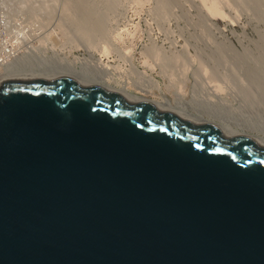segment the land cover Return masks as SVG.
Returning <instances> with one entry per match:
<instances>
[{
	"label": "water",
	"instance_id": "1",
	"mask_svg": "<svg viewBox=\"0 0 264 264\" xmlns=\"http://www.w3.org/2000/svg\"><path fill=\"white\" fill-rule=\"evenodd\" d=\"M0 264H264V129L113 77H0Z\"/></svg>",
	"mask_w": 264,
	"mask_h": 264
},
{
	"label": "rangeland",
	"instance_id": "2",
	"mask_svg": "<svg viewBox=\"0 0 264 264\" xmlns=\"http://www.w3.org/2000/svg\"><path fill=\"white\" fill-rule=\"evenodd\" d=\"M7 1L8 4H12V6L15 5L14 7L10 6V9L12 8V11L9 10L10 15L12 14L11 17L19 16L25 18L29 21V24L42 23L45 21L53 24L57 21L61 25L60 29L56 28L59 34L56 42L58 41V45L63 47L59 56L61 54V56L66 55L67 58H72V56H70L71 52L74 54L84 53L83 50L77 51V49L73 48V46L77 44L76 39H78L73 33L77 27L73 25V21L69 19L70 17H68V14L72 16L76 8L72 6L71 12L65 13L64 10L71 9V7L68 8L67 4H65L66 0ZM83 1L101 14L100 18L104 24V37L100 39L112 40L113 42L116 41V43H114L115 47L119 48L122 54L126 51L125 54H127V56L131 55V58L134 57L132 61L137 64L139 68H143L142 66L140 67L142 63H139V61L143 62V59L146 60L145 56H148L149 53L150 57L152 59L154 58L153 62L158 60L156 61L158 64H164L163 62H166L165 64L176 63L185 66L183 68L176 65L177 68H179L175 71L173 70L176 69V66L174 69L172 68L173 70L167 67L169 72L175 74L170 76L173 77V81L176 83H174L176 87L171 88L172 91H176V89L180 88L182 92H185V97H188L190 100L191 91L198 87V85L195 84L193 73L203 72L204 74L202 77L205 81H208L213 75L215 81H217L216 84L220 83L223 87V90L217 93L219 100L217 102L211 101L209 104H217L220 110L233 113L240 109L235 107L241 103L246 110H255L254 112L251 111V117L258 122L261 117H264V114L258 112V109L261 108L260 105H252L258 103L250 104V95L246 89L251 87V83L243 72L242 63L239 61L240 57L254 55L253 41L256 38L258 27L261 28L263 25L262 21L256 18V14L248 4H239L236 0H220V10L226 15L229 14L226 16V18L229 16L228 19H230V16H233L234 19L231 17V20L236 24L232 28H224L223 25H221L224 16L222 14V16L220 14H210L207 11L208 9L206 10L207 7H203L204 4L202 0L170 1L166 4L167 6L165 5L166 7L161 5L160 0ZM227 4L230 6L229 8L232 10V13H228ZM202 12H207L216 24H213L210 20H207L210 21L207 22L202 17ZM124 23H127L125 24L126 26ZM218 27H223L224 31L220 32ZM117 30L118 32L120 30V34H117L113 40V36L116 34ZM65 31H68V33L65 34ZM98 38L99 37L96 36L95 39ZM151 38L153 39L151 40ZM36 39L37 38H33V40ZM97 42L98 40H96V43ZM64 43H66V45ZM40 44L43 48H46L45 43L41 42ZM150 45L154 47L157 46L158 48H151L152 51L150 50V52L147 53L148 55H144L141 50L147 46L150 48ZM128 49L130 51H128ZM93 53H95V56H98L97 52L94 51ZM122 54L119 55V53L117 54L115 51H112V53L110 52L108 54V59H111L113 64L119 61L123 63V60L120 58ZM152 54H155L154 57H152ZM169 56H172V58ZM175 56L177 57V59H175L176 61H174ZM101 57L104 61L107 60L105 56ZM162 57H167L166 61L165 58L163 59ZM151 58H147L148 61H152ZM145 69L153 77L158 78L161 82L163 81L162 78H160L162 76L159 77V75H161V71L159 70L161 67L152 66L148 68L145 66ZM185 70L187 72H185ZM208 83L210 85V82ZM199 90L200 88L197 91ZM194 99L193 102L196 101V98ZM253 100L257 101V96L254 97ZM198 101L207 103L203 99Z\"/></svg>",
	"mask_w": 264,
	"mask_h": 264
},
{
	"label": "bare ground",
	"instance_id": "3",
	"mask_svg": "<svg viewBox=\"0 0 264 264\" xmlns=\"http://www.w3.org/2000/svg\"><path fill=\"white\" fill-rule=\"evenodd\" d=\"M160 1H161V5L163 7H166L167 6L166 4H168L170 1H176V0H160ZM202 1L204 4L203 7L206 6L207 7V8L205 7L206 10L208 9L207 11L210 14L213 15L222 14L224 16L223 18L224 20L221 23V25H223L224 28H232L233 26L236 25L234 21L231 20V17L233 16H230V19H228L229 16L228 18H226V16L229 14L226 15L222 10H220L221 9V7L219 8L220 0H202ZM236 1L239 4H248L249 7L252 9V11L256 14V18H258L263 23L261 28L258 27L256 38L253 41V48L255 51L254 55L240 57L239 61L242 63V67L244 70L243 72L245 73L248 81L251 83V87L246 89L250 95V100H249L250 104L258 103L252 105L253 106L260 105L261 108L258 109V112L264 114V0H236ZM65 4H67L68 8L71 7V9L70 8L67 10L63 9L65 13H70L72 10V6L76 8L72 16H69L70 14H68V17H70L69 19L73 21V25L77 27L76 30L73 31V33L78 37V39H76L77 41L75 40L77 44L73 46V48L77 49V51L78 50L84 51V53H79V54H74L71 52L70 56H72V58L70 57L67 58L66 55L61 56V54L59 56V53L62 52L61 49L63 47L58 45V41L56 42V39L59 37L56 28L60 29L61 27V25L57 21H55V23L53 24H50V22L48 21L42 23L29 24L28 23L29 21L25 18H21L19 16L17 17L14 16L15 18L11 17L12 14L10 15L9 10L12 9V8L10 9V6H12V4H8L7 0H0V77L8 68L16 65H25V66H31L37 68L62 66L74 70H79L95 76L117 78L126 83L134 85L138 88L153 89L157 91L162 97L169 100L182 101L197 111L203 113H211V114H222L241 124L249 125V126H257L264 129V117H261L258 122L257 120L251 117V111L254 112L255 110L254 109H251V111L246 110L241 103H239V105L235 107L240 109L233 113L220 110V108L217 107V104H214L215 106L209 104L211 103V101L217 102L219 100L217 93L223 90V87L220 85V83L216 84L217 81H215L213 75H212L213 78L211 77L208 81H205L202 77L204 74L203 72L193 73L195 84L198 85V87H196V89H193V91H191L190 100H189L188 97H185L186 95L185 92H182L180 88L178 89L175 88L176 91L171 90V88L176 87L175 86L176 83L175 81H173L174 80L173 77H170L174 73L169 72V69L172 68L174 69L175 66L178 64L176 63L165 64L166 62H163L164 64L162 63L158 64L156 63V61L158 60L153 62L154 58L152 59L150 57L149 52L151 48L154 49L158 48L157 46L154 47L150 45L151 46L150 48L147 46L141 50V52L144 53V55L147 53H149V55L147 54L148 56H145L146 60L143 59L144 63L142 61L141 62L139 61V63H142L140 67L141 66L143 67V68H139L137 64L133 63L132 61L134 57L131 58L132 57L131 55L127 56V54H125L126 51H124L122 54V51L119 48L115 47L114 43H116V41L113 42L112 40L109 41L106 39H100L104 37L103 35L104 24L102 23V20L100 18L101 16L100 12L94 10L93 7L90 6L89 4H85L83 0H66ZM226 6L228 8L227 10L228 13H232V10L229 8L230 6L228 4ZM202 17L206 21L210 20L213 24H216V22L213 21V19L211 18V16H209V14H207V12L206 13L202 12ZM232 19H234V17ZM125 24L127 23H124V25ZM223 27H218L220 32L224 31ZM119 32L117 30L116 34H114L113 36V40L114 37L117 36V34H120ZM64 33L66 34L68 33V31H65ZM96 36L99 38L95 39ZM33 38H37V39L33 40ZM152 39L153 38H151V40ZM96 40H98L97 43ZM41 42L45 43L46 48H43V46H41L40 44ZM64 44L66 45V43ZM130 50L128 49V51ZM94 51L98 53V56H95V53H93ZM112 51H115L117 54L119 53V55L122 54L120 58L121 60H123V63H121V61H119L120 63L117 61L118 63L113 64L111 62V59L110 60L108 59L109 58L108 54L110 52L112 53ZM152 55H153L152 57H154L155 54ZM101 56H105L107 60L104 61ZM169 57L172 58V56ZM147 58L149 59L151 58L152 61L149 60L150 61L149 62ZM162 58L164 59L165 57ZM175 59H177L176 56L174 57V61H176ZM145 66L148 68H151L152 66H158L159 68L161 67V69H159L161 71V75H159V77L162 76L160 78H162L163 81L161 82L158 78L153 77L145 69ZM178 66L183 68L185 67L183 64ZM167 67H169L168 70ZM178 68L176 66V69L174 70L172 69V70L175 71ZM185 72L187 71L185 70ZM208 82H210V85ZM199 88L200 90L197 91ZM256 96L258 100L254 101L253 98ZM194 98H196L195 102H193V100H195ZM200 99L205 100L207 103L198 101Z\"/></svg>",
	"mask_w": 264,
	"mask_h": 264
}]
</instances>
